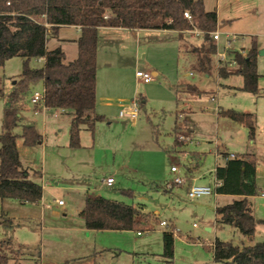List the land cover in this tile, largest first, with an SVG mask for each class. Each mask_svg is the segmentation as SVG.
I'll return each instance as SVG.
<instances>
[{"label": "rangeland", "instance_id": "374dc122", "mask_svg": "<svg viewBox=\"0 0 264 264\" xmlns=\"http://www.w3.org/2000/svg\"><path fill=\"white\" fill-rule=\"evenodd\" d=\"M203 1L208 10L217 11L215 31L221 33L211 71L198 68L194 52L204 41L202 31L193 36L185 30L181 38L178 33L142 38L138 48L142 60L137 64L133 45H127L125 52L118 39L101 45L100 88L107 89L114 102L124 97L127 104L132 97L144 95L146 103L133 120L119 116L120 107H103L99 95L97 112H104L107 118L97 122L94 134L83 126L80 147L70 146L72 113L50 111L33 103V93L43 91L44 85L42 80L31 85V91L18 103L21 121L14 132L22 167L43 186V202L0 198V252L7 254L8 264H227L214 260L216 239L239 246L264 241V222L257 223L253 238L216 222V206L239 199L237 195L213 194L193 200L187 196L190 180L213 184L214 169L223 162L218 152L254 153L258 193L250 200L255 217L264 220V54H257L258 96L242 89L241 75L218 74V67L231 59L229 47L246 54L255 38L259 51L264 49V0ZM62 33L71 38L76 29L65 27ZM234 35L237 40L229 42ZM55 41L57 36L49 37L50 49ZM221 54L225 60L220 59ZM24 61L16 56L0 66L4 91L0 95V133L8 95L20 78ZM28 64L41 68L44 61L32 57ZM229 68L235 69L236 64L230 63ZM138 69L154 79L147 83L139 80L135 75ZM186 84L200 92L187 90ZM218 109L253 113L254 137L245 124L219 115ZM25 124L35 126L42 142L24 143L20 134ZM194 152L204 154L198 158ZM172 166H177L178 172H172ZM178 175L185 176L187 183L174 184ZM108 176L115 179L111 186L106 183ZM123 189H132L134 194ZM99 193L141 207L158 221L141 235L136 230H88L79 212L87 196L95 198ZM60 199L62 206L57 202ZM163 220L169 225H161ZM166 229H174L172 259L163 254Z\"/></svg>", "mask_w": 264, "mask_h": 264}, {"label": "trees", "instance_id": "16d2710c", "mask_svg": "<svg viewBox=\"0 0 264 264\" xmlns=\"http://www.w3.org/2000/svg\"><path fill=\"white\" fill-rule=\"evenodd\" d=\"M188 12L190 18L185 16ZM218 14L207 10L203 0H0V66L12 57L25 59L20 78L8 95L0 133V198H13L23 203H40L42 185L29 176L22 167L17 147L18 134L14 128L19 125L18 103L31 91V85L43 81V105L51 110L72 113L70 146H81L83 126L92 134L96 124L106 119L97 112V52L99 28L102 26L126 27L131 29H167L185 31L198 29L204 34V41L194 48L198 68L205 72L212 69V56L217 44L212 33L218 26ZM63 25L80 28L76 40L78 56L65 62V52L58 46L48 49L50 36H57ZM246 54L229 47L230 61L218 67L222 77L239 74L243 77L244 91L260 95L257 68L259 46L252 38ZM43 58L41 68H31L28 61ZM234 62L235 69L229 64ZM187 90L200 92L198 87L187 84ZM4 91L0 88V95ZM139 104L143 102L139 98ZM219 115L245 124L253 138L256 117L253 113L233 109H218ZM27 146L42 142V135L35 126L23 125L20 134ZM176 142H179L178 137ZM198 158L202 152H194ZM224 163L217 164L214 175L221 181L217 194L241 196L230 203L215 208L216 222L237 228L241 234L253 238L257 219L253 214L251 196L258 193L257 159L252 153L228 158L229 153L218 152ZM198 164V163H197ZM122 192L133 195L132 189ZM85 227L94 230H136L143 232L154 228L158 218L145 214L141 207L113 198L86 197L79 212ZM144 215V220H141ZM164 256L174 257V229L163 231ZM213 257L217 262L227 264H264V241L249 245H235L216 239ZM9 257L0 252V264H8ZM35 264H39L36 262Z\"/></svg>", "mask_w": 264, "mask_h": 264}, {"label": "crops", "instance_id": "0c3cea01", "mask_svg": "<svg viewBox=\"0 0 264 264\" xmlns=\"http://www.w3.org/2000/svg\"><path fill=\"white\" fill-rule=\"evenodd\" d=\"M205 8H206V5H205ZM206 9L208 10V8H206ZM65 27H73V28H75L76 29L75 36H73L71 38L65 36L62 33L63 32V28H65ZM190 32H192V35H193V33H197L198 34L201 31H199L197 29L196 30L193 29V30H190ZM159 33H171V34H175V33L177 34L178 33L179 37L181 38L183 36V34L187 33V32L176 31V30H167V29H131V28H126V27H113V26H102V27L99 28V41H98V52H97V98L100 95V97L102 99V106L103 107L117 106V107H120V109H121L120 104L121 103H125L124 102L125 100H123L124 97H121V98H119V100L121 99L119 102H114L113 101V97L111 96V94L107 93L109 91H107V89H105L104 87L100 88V83H99V78H98L99 77L98 76V70H99L98 69V59H99V52H100L101 45H103L105 47V46H107V44L109 45V44L113 43L115 41V39L116 40L118 39V41L123 45L122 46L123 52L126 51L125 48H127V45L129 47H131L133 45L136 48V52L134 53V60H135V63L137 64L139 61L141 62V60H142V59H140V55L138 53V48L140 47L142 38L153 36L154 34H159ZM79 36H80V28L78 26H75V25H63V26L60 27L58 35H57V41H55V44H54L53 48H56V47L60 46L64 50V52H65V62H69V61H72L75 58H77V56H78V46H77L76 40L78 39ZM70 44L72 45L71 48L68 47ZM47 47H48V49H50L49 46H48V42H47ZM53 48H51V49H53ZM124 54L125 53H123V55ZM38 59H40L41 61H44L43 58H38ZM144 63L146 64L147 62H144ZM138 70H140V69H138ZM155 73L156 72H154V74ZM135 75H136V72H135ZM106 79H108V76H107ZM106 84H108V82ZM134 98H138V99L141 98L143 104L146 103V96H144V95L132 97L131 100L134 99ZM131 100H129V101H131ZM42 106L44 108H46L47 110L49 109V108L45 107L44 105H42ZM96 108H97V106H96ZM49 110L53 111L51 109H49ZM102 113L106 117V114L104 112H102ZM102 113H100V114H102ZM121 117H126V116H121ZM133 120H135V119H133ZM247 153H250V152H247ZM235 154L239 155L240 153L236 152ZM244 154H246V153H244ZM252 154H254V153H252ZM189 160L192 161L193 158H190ZM222 163H224V159H223ZM108 177H110V176H108ZM214 179H215V175H213V181H214ZM114 183H115V179H114ZM192 183L193 182H191V180H190L189 185L192 184ZM189 185H188V188H189ZM188 188H187V190H188ZM217 195H223V194H217ZM101 196L102 195L99 193L97 197H101ZM238 197L241 198V196H238ZM42 200H43V196H42ZM42 204L45 207L49 208V204H44V203H42ZM84 204H85V200H84ZM60 206H62V205H60ZM217 206H219V205H217ZM141 220H144V218L141 219ZM83 222H84V220H83ZM77 229H79V228H77ZM86 229H88V228H86ZM137 234H138V232H137ZM141 234H138V235H141Z\"/></svg>", "mask_w": 264, "mask_h": 264}, {"label": "built area", "instance_id": "2783aa9c", "mask_svg": "<svg viewBox=\"0 0 264 264\" xmlns=\"http://www.w3.org/2000/svg\"><path fill=\"white\" fill-rule=\"evenodd\" d=\"M185 16L190 18L191 16L189 15L188 12H185ZM213 37L215 40H218L220 38L221 33L217 30L212 33ZM237 40V37L234 35L230 41H235ZM221 60H225V55L221 54L220 57ZM136 76L143 82L147 83L150 82L154 79V77L145 71L142 70H137L136 71ZM43 97H44V91H35L32 95L31 101L35 104H42L43 105ZM121 109L119 111L120 116H129L132 119H136L139 115L140 111V104H139V99L134 98L131 101H129L127 104L121 103L120 104ZM181 138H183L181 136ZM237 155L235 153H229L228 158H236ZM172 172H178V167L177 166H172L171 167ZM188 179L185 176L178 175L173 183L174 184H185L187 183ZM106 183L107 185L111 186L114 183V178L112 176L106 178ZM221 184V181L215 177L213 184H195L192 183L189 185V188L187 190V196L190 199H198L203 196H208V195H213L217 194V187ZM264 195V193H263ZM59 205H63L64 201L63 200H57ZM161 225L167 226L169 225L167 221L163 220L160 222ZM142 232H138V234H141Z\"/></svg>", "mask_w": 264, "mask_h": 264}, {"label": "water", "instance_id": "95a60500", "mask_svg": "<svg viewBox=\"0 0 264 264\" xmlns=\"http://www.w3.org/2000/svg\"><path fill=\"white\" fill-rule=\"evenodd\" d=\"M259 53L260 54H264V49H261L260 51H259ZM15 83V82H14Z\"/></svg>", "mask_w": 264, "mask_h": 264}]
</instances>
